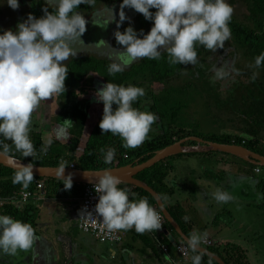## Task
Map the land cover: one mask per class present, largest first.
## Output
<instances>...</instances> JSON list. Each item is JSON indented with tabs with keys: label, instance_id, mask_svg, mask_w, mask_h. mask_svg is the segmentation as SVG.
<instances>
[{
	"label": "trees",
	"instance_id": "obj_1",
	"mask_svg": "<svg viewBox=\"0 0 264 264\" xmlns=\"http://www.w3.org/2000/svg\"><path fill=\"white\" fill-rule=\"evenodd\" d=\"M20 1V8L13 11L7 6L6 0H0V22L6 23H3V29L15 31L19 20L25 21L29 14L36 18L42 17L44 7L50 12L54 11L45 0ZM122 2L123 0H96L94 6L80 5L76 11L88 20L101 7H113L121 5ZM227 2L234 9L229 24L231 38L220 50L230 49L229 56L236 57L235 67L238 70H242L238 68L240 58L252 60L254 63L252 66L257 73L252 71L254 75L251 76L244 68L245 71L242 72L244 79L240 76V82L235 83L232 89L220 91L221 83L213 85L207 75L211 61L216 60L213 58L214 52L203 46H197L198 63L195 66L170 65L165 52L159 60L147 58L137 60L125 71L115 75H109L108 72L111 60L86 52L64 62L69 71L65 81L66 91L55 95L58 104L74 103L78 106L83 105V109L72 108L65 120L55 113V118L50 122L53 128L62 125L64 121H71L73 124L67 130L70 141L75 138L78 143L69 149L64 144L53 143L45 146L43 132L40 130L30 134L36 151L34 157H23L15 150L11 141H4L10 146V153L7 156L31 166L60 167L63 162L67 167L73 165L79 170H110L144 163L154 157L157 151L188 137H198L212 143L236 145L264 156V64L260 67L255 65L256 57L264 53V0H227ZM150 11L154 13L156 10ZM129 26L134 27L138 33L143 30L147 34L153 24L138 13L131 24L125 22L118 30L123 32ZM111 45L113 48L123 50L114 37ZM107 83L143 88L145 96L133 106L141 111L155 113L158 117L148 140L138 148L123 147V141L118 135L104 134L99 128L103 116V103L96 102L95 93L99 90V86L103 87ZM113 107L115 109L116 106ZM202 120L208 121V129L202 124ZM46 123L45 121L43 125ZM86 127L89 129L88 135L83 134ZM196 146L198 144L195 142L184 145V147ZM110 148L116 150V155L111 164H105L104 156ZM101 149L104 151L102 152ZM182 155H190V153L178 156ZM169 159L172 157L133 178L148 190L131 184H122L119 187L129 188L136 194L137 200L146 198L150 206L164 216L159 203L163 205L164 210L188 240L192 234V227L185 222L181 207L169 204V200L176 192L175 187L168 186L165 182L169 172L165 162ZM259 168L262 172L259 186L264 191V168ZM15 173L16 171L0 166V215H8L15 220L31 224L35 229V235H37L38 209L33 200L35 197L27 203L20 201V195L24 191H34L35 182L42 181L45 184L44 196L57 199L64 206L77 204L83 196L86 185L73 183L71 190L66 191L65 182L62 180L34 177L32 183L25 189L22 185L12 183ZM164 219L166 228L172 229L165 216ZM161 238L158 244L151 233L139 234L134 228L125 231L124 234V239L133 243L146 242L149 249L155 250V257L161 264H169L165 256L171 257L172 264H192V256L197 253H192L186 243L181 242L180 239L173 242L165 230L161 232ZM182 244L188 249L187 262L184 261V256L179 250ZM207 251L208 253L202 252V264H209V261L211 264H250L247 252L238 247L225 246L221 249L215 245L208 247Z\"/></svg>",
	"mask_w": 264,
	"mask_h": 264
},
{
	"label": "clouds",
	"instance_id": "obj_2",
	"mask_svg": "<svg viewBox=\"0 0 264 264\" xmlns=\"http://www.w3.org/2000/svg\"><path fill=\"white\" fill-rule=\"evenodd\" d=\"M45 2L54 8L53 12L44 7L42 17L29 14L15 31L0 30V156L10 153V146L4 141H11L15 150L25 158L36 155L30 138L33 113L42 101L65 93L69 71L64 62L77 57L74 45L77 42L84 44L81 37L88 24L85 16L76 9L80 5L92 7L96 0ZM6 4L13 11L20 8L19 0H6ZM124 9L142 14L153 26L147 34L143 30L138 33L132 26L123 32L117 30L114 38L123 50L103 41L110 50L108 57L112 61L109 75L122 73L140 59L159 60L165 52L170 65L195 66L198 63L197 46L217 52L231 38L229 24L234 9L227 0H123L117 29L126 20L131 24ZM152 9L156 11L153 13ZM104 14H107L108 25L116 21L114 9L106 7L96 15ZM262 64L264 53L255 59L256 67ZM224 75L222 69L216 72L217 78ZM145 94L141 87L113 83H107L98 90L95 93L96 102L103 103L99 124L102 133L118 135L123 141L122 146L131 149L148 140L158 117L155 113L133 106ZM72 124L71 121H64L60 136H65V130ZM115 155V149H108L104 156L105 164H111ZM66 168L62 162L59 174L67 191L73 187V177L68 175L63 178ZM85 175L90 173L85 172ZM92 175L97 177L94 184V191L98 194L95 214L85 208L80 215L92 222L99 221L109 232L134 228L137 233L144 234L162 228L160 213L150 206L146 198L137 200L136 194L129 188H120L122 181L113 172L106 170ZM33 180L34 168L28 164L16 171L12 183L27 189ZM214 199L228 203L233 197L226 191H217ZM36 239L31 224L0 215V253L14 256L18 251H27ZM206 241L207 233L198 232L192 233L187 240L191 252L197 253L192 256V264H202L201 245ZM165 260L172 264L170 256H165Z\"/></svg>",
	"mask_w": 264,
	"mask_h": 264
},
{
	"label": "crops",
	"instance_id": "obj_3",
	"mask_svg": "<svg viewBox=\"0 0 264 264\" xmlns=\"http://www.w3.org/2000/svg\"><path fill=\"white\" fill-rule=\"evenodd\" d=\"M134 14L135 12L129 17L136 15ZM19 21V23L24 22L22 19ZM214 152H208V155H202L204 152L186 151L181 154L190 153V155L178 156V154L172 157V161L167 160L165 162V166L169 169L166 183L168 186L178 188L175 190L176 192L173 197L169 200V204L179 205L181 207L185 215L184 218H188L185 222L192 227V233H207V237L213 240L221 249H224L225 246H229L230 248L234 246L242 250L247 248L258 250L262 253L264 252V240L257 243H252L250 241H253L254 238H256V241H260L261 238L264 239V217L261 215V218H258L260 212L262 214L264 209V206H262L263 200L258 194L260 189L259 183L257 185L255 179L253 182L249 180V177L252 176L260 179L262 172L256 174L255 168L251 167L254 165L219 151ZM191 153L196 154L192 155ZM202 156L209 158L216 157L214 161L218 164L214 166L213 171L208 174L204 173V168H201V171H199L198 159ZM242 167H247L249 169L246 175L241 173L234 175L236 169L241 170ZM179 170L186 176L195 177L197 175L199 179V181L191 184L189 190L190 200L186 196L182 197V195L179 194L183 192L184 190L182 189L189 184L188 180L179 178L177 175ZM237 176L238 179H244L245 183L240 185L239 188L237 187L234 189L231 187V182L233 181L234 183L235 177ZM167 179H169V181ZM232 188L233 190L231 192ZM236 190L241 194L240 198L243 204L248 205L247 207L238 206L235 200H233V202L229 201L223 207H219V202L217 204L214 202V194L217 191H226L230 193L232 197H236V195H233ZM247 191H254L256 198L254 200L248 198L245 194ZM44 194L45 189L43 193L39 194L40 196L36 195L33 199L37 205L39 217L36 225V237L38 238L35 241V246L31 249L32 254L30 253L32 264H68V262L69 264H161L158 258L155 257V250L149 249L146 242L135 241L133 243L125 239L120 246H109L100 245L90 237H87L84 245L79 246V244L76 251L69 249L67 252L69 256L68 262L66 261L67 253L64 251H60V256L58 257L51 255V247H55L56 245L59 246L58 241L62 240V237L68 238L70 234H74L75 232L81 234L77 225L76 229L73 230L71 227L66 226L68 222H75L77 224L76 221H78L80 213V200L77 204L63 206L59 200L46 198ZM230 203H233L231 209H229ZM215 204L217 208L214 207ZM205 205L211 207V210H209L210 215L203 219L202 213H205L203 212ZM253 209L257 211L256 215L252 217L247 216V218L253 222L245 223L242 229L236 228L234 224L235 218L233 216L240 211H253ZM167 220L170 223V228H172H166L165 230L170 239L173 242H177L180 239L181 242L187 244V239L183 236L179 226L170 216ZM234 226L236 231L233 230ZM247 239L250 243L238 244L240 243L239 240L246 241ZM92 243L95 244L92 245ZM207 249L208 247L201 245L203 253H208ZM91 250L92 253L90 254ZM245 251L247 255H249V252L247 250ZM62 260H64V262H62Z\"/></svg>",
	"mask_w": 264,
	"mask_h": 264
},
{
	"label": "rangeland",
	"instance_id": "obj_4",
	"mask_svg": "<svg viewBox=\"0 0 264 264\" xmlns=\"http://www.w3.org/2000/svg\"><path fill=\"white\" fill-rule=\"evenodd\" d=\"M19 2H21V1L19 0ZM129 18H130V21L133 20L132 19L133 16L129 17ZM126 22L128 23L129 21L127 20ZM3 23H5V22H3ZM3 23L0 22V30H5V28L4 29L2 28ZM117 30H118L117 26H115L113 28V30L111 31V34H110V36L108 38L107 43L110 40H112V38L114 37V33ZM1 33L2 32H0V34ZM83 42H84V44L82 43V45L84 46L83 48H80V42H77L74 45V48L77 51L78 55L86 53V52H88V53L90 52V53H93V54H96V55L99 54L100 50H95V48L92 45L87 44L88 42H86V40H83ZM229 50L230 49L225 50V51L218 50L217 52H214L213 58H216V60L211 61V65L209 66L210 68H209V70L207 72V75H208V77H209V79H210V81H211V83L213 85L215 83H221L220 84L221 85L220 91H228V90L232 89V86L235 85V83H239L240 82L239 81L240 76H242V78L244 79V76L242 75V72L245 71V70H246L245 72L248 73L251 76L254 75L253 72L257 73L255 71V69H254V66H252L253 61L250 60V59L240 58V60L238 62V68H240L242 70H238L235 67V65L237 66V64L235 63L236 62L235 60H237V59H236V57L231 58L229 56ZM134 63H132V64H134ZM129 67H127V68H129ZM244 68H245V70H243ZM221 69L225 72V75L222 78H217L216 72L218 70H221ZM101 88L102 87H100V86L98 87L99 90ZM144 102L145 101L143 100V103ZM190 103H192V102L190 101ZM74 107H80V108L83 109V105L78 106V105H76L74 103H61V104H58L56 102L55 96H53L51 99H49L47 101H42L40 106H39V108L33 113L32 123H31V133L30 134L36 133V131H40L41 130L43 132V142H44L45 146H49V145L55 143L56 145L57 144L66 145L65 147L67 149L71 148L72 145L74 146V144L78 143L77 139L73 138V140L70 141V136H69L70 134L67 131L68 128L65 130V136H60V132H61V129H62V126H63L64 123L62 125H59L58 127H53L52 128L50 122L55 118V113H56V115L59 114L60 117H63V120L67 119V115L69 114L70 110L72 108H74ZM50 118H51V120H50ZM45 121L47 123L45 125H43V123ZM201 122H202L203 125H206L207 129H208V121L207 120H202ZM49 126H50V128H49ZM155 133H156V130H155ZM83 134L84 135H88L89 134V129L87 127L83 131ZM196 148L198 149V151L204 152V153H208V152L212 153V152L215 151V150H211L210 148L204 147L202 145H198V146H196ZM198 160H199L198 164H199V167H200L199 171H201V168H204L205 169L204 173H207V174L210 173L211 171H213L214 166H216L218 164L217 162L214 161V160H216V157H210L209 158V157L202 156ZM168 161H172V160L169 159ZM177 168H178V166H177ZM248 170L249 169L247 167H242L241 170L240 169H236V171L234 172L235 173L234 175H238L240 173L246 175ZM177 175L179 176L180 179H185V180L189 181V184H187L186 187L184 189H182L184 191L180 192L179 194L182 195V197L186 196L190 200L189 190H190L191 184H193V182L199 181V179L197 178V175L195 177L186 176L180 170H179ZM183 176H184V178H183ZM179 178H178V180H179ZM254 179H255V183L258 185V183L260 181L259 178H257V177L255 178V176L249 177V180L252 181V182L254 181ZM167 180L169 181V179H167ZM165 182H167L166 179H165ZM231 183H232L231 187L236 189L237 187L239 188V186L244 184L245 182H244V179H238V176H237V177H235V182L233 183V181H232ZM233 188L231 189V192H232ZM176 189H178V188L176 187ZM245 194L247 195L248 198H251L252 200H254L256 198L255 197L256 195H255L254 191H252V192L251 191H249V192L247 191V193L245 192ZM258 194L261 196L262 200L264 201V191H262V189H259ZM233 195H236V197L234 196L233 199L231 200V202H233V200H235L238 206H242V207H247L248 206L246 204H243V202H242V200L240 198L241 194H239L238 190H236ZM194 202H196V201H194ZM214 202L216 204L218 203V201H216V200ZM216 204L214 206L215 208H217ZM225 204L226 203H220V202L218 203L219 207H223V206H225ZM230 204L231 205H230L229 209H231V207L233 206V203H230ZM65 206H68V205H65ZM204 207H205L206 210L204 209L203 212H205V213H202L203 219H205L206 217H208L210 215L209 210H211V207H207L206 205ZM256 213H257V211L253 209V211H240L239 213L235 214V216H233V217L235 218L234 219V224L236 225V228H241L242 229L245 226V223L253 222L250 219H248L247 216H249V217L251 216L252 217V216H255ZM261 215H262V217H264V209H263L262 214L260 212L258 218H261ZM252 220H253V218H252ZM76 225L77 224L75 222L66 223V226L71 227L72 230L76 229ZM52 230H54V229H52ZM233 230L236 231L235 230V226L233 227ZM87 237H90V236L82 234V233L81 234H77V232H75L74 234H70L69 237H68L69 239L67 237H62L63 239L58 241L59 246L56 245L55 247H53V246L51 247L50 251H51L52 254L51 253L50 254L58 257V256H60V251H64L65 253H67L69 251V249L76 251L77 250V246L79 244H80L79 246L84 245V243L86 242ZM207 239L211 243V247H214L215 245H217L210 238L207 237ZM263 240L264 239L261 238L260 241H256V238H254L253 241H250V242H252V243L256 242L257 243V242H262ZM239 242L240 243H238V244H240V245H242V243H244V244L245 243H250L248 241V239L246 241L239 240ZM94 244L95 243H92V245H94ZM34 246H35V242H34L33 246L29 250H27V251H18L17 254L14 255V256L0 253V264H32L30 253L32 254L31 249ZM244 250H247L249 252V255H247V257H248V261H249L250 264H264V252L260 253L258 250H253V249H248V248L244 249ZM91 253H92V250H91L90 254ZM66 256H67V259H66V261H67L69 259L68 253L66 254ZM60 260H61V258H60ZM62 262H64V260H62ZM61 264H63V263H61ZM68 264H69V262H68Z\"/></svg>",
	"mask_w": 264,
	"mask_h": 264
},
{
	"label": "water",
	"instance_id": "obj_5",
	"mask_svg": "<svg viewBox=\"0 0 264 264\" xmlns=\"http://www.w3.org/2000/svg\"><path fill=\"white\" fill-rule=\"evenodd\" d=\"M189 142H195L198 145H202L204 147L210 148L211 150L219 151L231 156H234L238 159H241L245 162H248L254 166H259L264 168V156L257 155L253 152L248 151L247 149L236 146V145H225V144H218V143H212L204 141L203 139H200L198 137H188L185 139H182L176 143H174L171 146H168L160 151H157L150 160L138 164V165H128L119 169H110L107 171L113 172L114 175L119 177L122 181V184H131L136 185L138 187L147 189L144 185H142L140 182L135 181L133 178L138 175L139 173H142L148 169H151L155 165L165 161L168 158L174 157L178 154L185 153L186 151H198V147H184L186 143ZM22 165H27L25 163L19 162L9 156H0V166L11 169L13 171H17ZM34 168V177L40 178V179H55V180H62L60 178L59 174V168L60 167H42V166H32ZM106 170H79L76 168L67 167L65 169L63 178H67L68 175H72L73 177V183H83V184H89V183H96L97 177L95 175H92L94 173L103 172ZM85 172L90 173V175H85ZM148 190V189H147ZM159 203V202H158ZM159 206L161 207V204L159 203ZM161 210L164 214V216L169 219V215L164 210L163 207H161Z\"/></svg>",
	"mask_w": 264,
	"mask_h": 264
},
{
	"label": "built area",
	"instance_id": "obj_6",
	"mask_svg": "<svg viewBox=\"0 0 264 264\" xmlns=\"http://www.w3.org/2000/svg\"><path fill=\"white\" fill-rule=\"evenodd\" d=\"M70 167L74 169L73 165H70ZM255 173L260 174L261 169L259 167L256 168ZM94 184L95 183H89L85 185L83 196L80 199V213L83 209L87 208L89 212H93V214H95L94 210L96 204L98 203V194L95 193L94 191ZM44 189H45L44 182L36 181L34 191L32 192L30 190L24 191L20 195V201L23 203H27L29 200L36 197V195L43 193ZM80 213L77 221V227L81 233L89 235L100 245L118 246L123 242L124 234H125L123 230L109 232L107 228L99 221L92 222L86 219L83 214L80 215ZM160 215H161L162 228L160 230L150 232L152 234V237L158 244H160V240H162L161 232H163V230H166L164 229V227L166 228L164 216L161 213ZM99 219L102 220V218ZM202 245L206 247H211V243L209 242L208 239ZM179 250L181 254L184 256V261L187 262L188 261L187 247L184 244H182Z\"/></svg>",
	"mask_w": 264,
	"mask_h": 264
},
{
	"label": "flooded vegetation",
	"instance_id": "obj_7",
	"mask_svg": "<svg viewBox=\"0 0 264 264\" xmlns=\"http://www.w3.org/2000/svg\"><path fill=\"white\" fill-rule=\"evenodd\" d=\"M104 8H106V7L105 6L104 7H101L98 11H96L88 19L87 31L81 37V39L82 40H86V42H88L87 44L92 45L95 48V50H100L99 54H97L98 56H103V57H106V58L109 59L108 52L110 50L105 45H104V47L106 49L103 48L101 45H103V41L106 42V43L108 41V38H109V36L111 34V29H112L110 27L111 24L108 25L107 24V18H103L107 14H104V15H96L97 13H99ZM108 8L114 9L115 10V13H117V12L120 11V5L113 6V7H108ZM124 10H126V13H127L126 15H128V17L132 15V14H130V11H132L131 9H124ZM134 12H135V10H134ZM135 14L137 15L138 13L135 12ZM135 16H133L132 19H134ZM108 27L110 28V30L108 29ZM112 40H113V38H112ZM112 40H110L107 44L110 45V46H112L111 45ZM100 41H101V43H99ZM81 46H83V45L80 43V48H82Z\"/></svg>",
	"mask_w": 264,
	"mask_h": 264
},
{
	"label": "bare ground",
	"instance_id": "obj_8",
	"mask_svg": "<svg viewBox=\"0 0 264 264\" xmlns=\"http://www.w3.org/2000/svg\"><path fill=\"white\" fill-rule=\"evenodd\" d=\"M125 11V14H127L126 13V10H124ZM133 11L134 10H132V11H130V14H132L133 13ZM127 17H128V15H126ZM103 18H107V15L105 16V17H103ZM119 22V12H117L116 13V21L115 22H113V23H111V25H110V27L112 28L111 29V31L113 30V28L117 25V23ZM108 29L110 30V28L108 27ZM82 44V43H81ZM103 48H105L104 47V44L103 45H101ZM82 48L84 47V46H81ZM106 49V48H105Z\"/></svg>",
	"mask_w": 264,
	"mask_h": 264
}]
</instances>
